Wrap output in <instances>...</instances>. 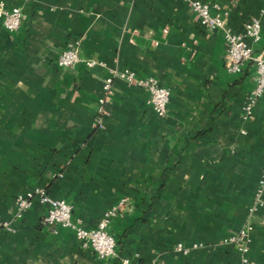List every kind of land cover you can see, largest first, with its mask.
<instances>
[{"label":"crops","instance_id":"crops-1","mask_svg":"<svg viewBox=\"0 0 264 264\" xmlns=\"http://www.w3.org/2000/svg\"><path fill=\"white\" fill-rule=\"evenodd\" d=\"M0 1L26 15L14 32L0 19V264H238L223 240L244 225L264 165V93L244 110L256 63L228 71L222 31L201 25L187 0ZM204 1L235 32L257 18L260 39L247 42L264 54V0ZM68 45L79 62L63 68ZM117 69L168 88L166 115L115 77L98 127L102 84ZM36 187L89 229L125 198L107 228L115 256L44 225L37 201L15 219L16 196ZM251 221L247 264H264V205ZM177 243L201 246L184 255Z\"/></svg>","mask_w":264,"mask_h":264},{"label":"built area","instance_id":"built-area-1","mask_svg":"<svg viewBox=\"0 0 264 264\" xmlns=\"http://www.w3.org/2000/svg\"><path fill=\"white\" fill-rule=\"evenodd\" d=\"M193 13L198 18L201 25L209 29H219L222 31L226 44L227 70L230 72H239L241 65L249 60L256 63L255 86L249 93L247 103L244 107L246 113H250L253 104L264 93V54L253 57L252 47L247 42H257L260 39V21L253 18L245 23L242 32H235L227 25V13L222 12L216 3H209L204 0H187ZM26 18L25 12L21 7H8L3 1H0V19L2 26L8 32L16 31L22 21ZM79 62L78 50L75 46L68 45L57 57V65L63 68L73 67ZM88 66L104 64L100 60H88ZM118 77L126 82L144 89L147 93V101L153 111L164 116L167 113L168 103L171 92L168 88L159 84L154 77H138L128 69L113 70L104 79L102 84V93L98 98V119L97 126L101 127V118L106 114L105 104L109 99L113 78ZM264 165L255 191V202L248 210V215L244 225L237 232L224 238L223 243L234 245L240 253V262L238 264H247V253L249 251L250 237L249 231L252 228L251 215L257 206L264 205ZM34 201L46 207V212L42 222L46 226L60 225L63 228L71 229L76 238L84 248H91L100 259H106L115 256V239L108 232V225L114 216L124 209L126 199L122 198L119 202L106 210L98 221L95 228H85L77 220L72 219V207L64 199L52 197L45 188L36 187L34 190L19 194L15 198V219L23 216L24 212L30 208ZM4 226H8L5 224ZM55 231V230H54ZM201 244H192L184 246L177 243L174 250L187 255L192 249L200 247ZM119 264H149L146 262L132 261L128 257H119Z\"/></svg>","mask_w":264,"mask_h":264}]
</instances>
